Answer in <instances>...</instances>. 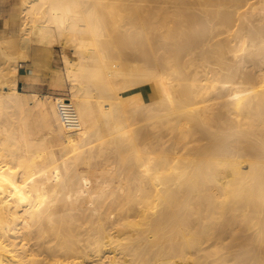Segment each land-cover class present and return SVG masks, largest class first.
Segmentation results:
<instances>
[{
  "label": "bare ground",
  "instance_id": "1",
  "mask_svg": "<svg viewBox=\"0 0 264 264\" xmlns=\"http://www.w3.org/2000/svg\"><path fill=\"white\" fill-rule=\"evenodd\" d=\"M11 23L0 264H264V0H19ZM58 45L68 91L19 92Z\"/></svg>",
  "mask_w": 264,
  "mask_h": 264
},
{
  "label": "rangeland",
  "instance_id": "2",
  "mask_svg": "<svg viewBox=\"0 0 264 264\" xmlns=\"http://www.w3.org/2000/svg\"><path fill=\"white\" fill-rule=\"evenodd\" d=\"M19 0H0V32L5 31L11 32V35H18V26L16 24H9L6 26V22L12 13L17 10ZM5 25V26H4ZM65 47L63 45H58L55 47L54 51L48 54L51 57L52 62L51 74L45 80H35L31 78L26 80H20L19 92L27 95H39L44 97L47 94H56L61 92H67L69 89V82L65 70H64V58H65ZM45 56V52L39 47H34L32 50L31 58L29 59V65L32 67H37L42 65L41 59ZM31 63V64H30ZM48 79V80H47ZM7 90V89H5ZM113 257L114 254L108 255Z\"/></svg>",
  "mask_w": 264,
  "mask_h": 264
},
{
  "label": "built area",
  "instance_id": "3",
  "mask_svg": "<svg viewBox=\"0 0 264 264\" xmlns=\"http://www.w3.org/2000/svg\"><path fill=\"white\" fill-rule=\"evenodd\" d=\"M63 118L66 120V121H74L75 120V115L72 114L71 112H69L66 108H64L63 110Z\"/></svg>",
  "mask_w": 264,
  "mask_h": 264
}]
</instances>
